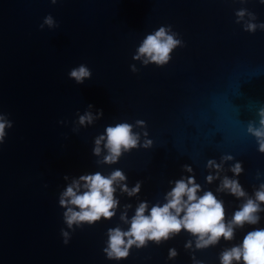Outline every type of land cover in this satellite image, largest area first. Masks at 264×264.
<instances>
[{
    "label": "water",
    "instance_id": "1",
    "mask_svg": "<svg viewBox=\"0 0 264 264\" xmlns=\"http://www.w3.org/2000/svg\"><path fill=\"white\" fill-rule=\"evenodd\" d=\"M240 8L264 22L261 0H0V113L13 122L0 144V264H194L193 255L203 264H221L225 248L264 228L262 212L258 225H245L232 241L221 238L204 250L185 249L189 239L195 247L185 230L159 245L133 246L119 261L103 252L109 228L130 227L120 220L124 205H131V218L141 201L163 203L173 187L169 181L193 175L184 164L204 190L224 201L227 220L242 200L216 193L219 180L206 182L207 160L219 162L228 153L242 161L237 178L249 195L264 182L255 178L264 173V153L246 130L264 107V31L245 32L243 22L236 23ZM49 14L58 27L41 30ZM167 25L185 44L170 62L145 67L133 60L145 36ZM81 64L92 77L77 84L69 72ZM98 109L102 118L73 131L77 113ZM137 120L146 122L152 148L97 164L102 156L93 154L94 140L109 125L133 124L143 144ZM233 163L224 165L221 177L233 176ZM115 169L124 171L129 187L142 181L140 193L129 197L118 188L115 217L68 229L59 205L66 186L81 175L107 176ZM61 229L71 233L68 244ZM170 248L178 252L175 259L168 258Z\"/></svg>",
    "mask_w": 264,
    "mask_h": 264
},
{
    "label": "clouds",
    "instance_id": "2",
    "mask_svg": "<svg viewBox=\"0 0 264 264\" xmlns=\"http://www.w3.org/2000/svg\"><path fill=\"white\" fill-rule=\"evenodd\" d=\"M57 2L58 0H51L52 4ZM241 2L246 3L247 0H241ZM261 2L264 3V0ZM235 16L237 24L243 22L245 32L264 31V22L257 23L256 13L247 8L236 10ZM45 26L50 29L58 27L57 21L51 14L44 18L40 25L41 30ZM184 46V41L179 38V33L175 32L171 25L160 26L145 36L136 49L133 60L140 61L145 67L150 64L163 67L170 62L173 51ZM130 68L134 73L139 71L135 64L130 65ZM91 77V70L84 64L72 68L69 72V78L77 84H83ZM88 107L91 109L94 105ZM77 115L78 120L75 122L77 127L73 129L74 132H78L80 126L87 127L94 124L97 119L103 117L104 113L102 109H98L95 114L92 111H85L84 114L77 113ZM257 117L258 120L249 121L246 130L249 135L255 137L257 150L264 153V107L258 109ZM12 127L13 122L8 116L0 113V144L5 141L6 129ZM135 127L144 129L143 144H141V134L134 132V125L128 122H120L115 126L109 125L104 134L95 137L93 154L97 157L102 156L96 163L116 164L126 152L139 147L152 148L154 142L148 139L146 122L137 120ZM105 151L106 154L102 155ZM228 161H235L229 168L233 176L221 177L224 165ZM182 168L193 175L169 181L173 187L164 195L163 203L157 202L149 207L147 201H141L131 218L127 211L131 205H124L120 220L130 227L128 230H123L119 226L108 229V239L103 252L109 260L126 259L133 246L141 249L146 247L149 241L159 245L185 230L195 238L194 249L192 239L186 242L185 249L204 250L218 245L221 238L232 241L235 239L236 230L243 229L245 225L260 223V213L264 212V206H262L264 205V182H261L258 187L255 186L253 194L249 195L237 178L244 172L242 161H237L233 155L225 153L221 155L219 162L208 159L206 163V168L209 170L206 182L212 184L216 180L220 181L216 193H227L242 200L239 209L234 212L230 220L226 219L224 201L219 199L212 190H204L195 178L193 167L184 164ZM262 177L264 173L257 171L255 178L261 180ZM64 179L68 180L69 177L65 176ZM127 180V175L120 169L111 171L107 176L101 172H95L72 179L59 197V205L65 209L63 219L67 228L75 231L77 227L82 228L85 224L94 225L102 218L110 220L115 217L120 207V200L116 196L117 189L132 197L140 193L143 185L142 181H137L133 187H129ZM61 235L64 243L68 244L71 233L61 229ZM177 256V250L170 248L168 258L175 259ZM192 259L194 264H203L195 255ZM220 262L221 264H264V228L248 231L242 243L225 248L220 253Z\"/></svg>",
    "mask_w": 264,
    "mask_h": 264
}]
</instances>
